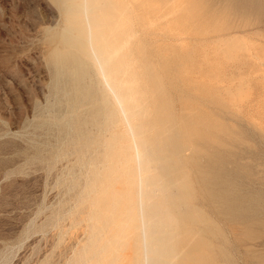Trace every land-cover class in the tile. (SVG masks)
Here are the masks:
<instances>
[{
	"label": "rangeland",
	"instance_id": "1",
	"mask_svg": "<svg viewBox=\"0 0 264 264\" xmlns=\"http://www.w3.org/2000/svg\"><path fill=\"white\" fill-rule=\"evenodd\" d=\"M101 1L95 43L138 139L165 142L162 181L188 212L170 209L189 255L169 264H264V0ZM69 5L0 0V264H132L130 127L113 97L90 118L104 96L76 100L57 68ZM216 124L232 134L222 175L246 206L236 220L204 201L193 159Z\"/></svg>",
	"mask_w": 264,
	"mask_h": 264
},
{
	"label": "bare ground",
	"instance_id": "2",
	"mask_svg": "<svg viewBox=\"0 0 264 264\" xmlns=\"http://www.w3.org/2000/svg\"><path fill=\"white\" fill-rule=\"evenodd\" d=\"M69 2L70 5L67 8L68 27L65 35L66 48L63 52L56 54L55 64L59 70L66 72L72 81V96L76 100L84 97H93L94 99L98 95L104 96L103 106L92 108L89 112L90 118L97 117L102 110L110 112L107 108L109 105L107 98L113 97L116 105L113 111L122 116L130 127L137 171V182L132 184L135 221L131 226L130 233L124 238L132 240L133 243L131 263L169 264L172 258L185 260V257L189 255L188 250L186 244L177 245L175 242L171 227L173 224L171 219L175 216L171 215L170 209L178 208V215L183 218H188V212L184 204L176 203V195L168 193L167 186L162 181L164 177L171 178L167 163L172 160L168 159V152H162L165 142L163 141L161 144V141L156 142L155 140L154 144H148L146 141L138 139L136 128L130 126L123 104L124 99L119 95L110 78L107 58L101 57L102 46L95 43V23H93L90 13L92 9L102 6L103 2L101 0H69ZM88 80L89 84L86 83ZM216 80L219 84H228V80L224 78L216 77ZM211 130L213 133H223V137L215 134L211 142H208L206 138L210 139ZM231 142L232 134L217 124L214 126L204 125L200 131L199 142L196 143L199 150L198 155L193 159L199 165V182L202 185L204 201L214 205L217 217L236 220L241 212L245 211L246 206L243 201L240 202L236 186L222 175L226 164L225 155L230 153L224 147ZM188 148H191V145ZM149 170H152L153 176L147 173ZM143 172L146 173L145 177H142ZM243 234L245 236V231ZM242 235L237 234L236 237H242Z\"/></svg>",
	"mask_w": 264,
	"mask_h": 264
}]
</instances>
